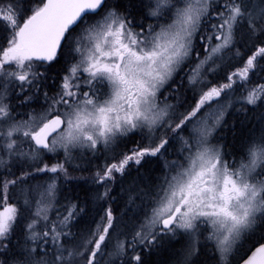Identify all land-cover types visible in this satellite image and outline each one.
<instances>
[{
  "label": "snow or ice",
  "instance_id": "obj_1",
  "mask_svg": "<svg viewBox=\"0 0 264 264\" xmlns=\"http://www.w3.org/2000/svg\"><path fill=\"white\" fill-rule=\"evenodd\" d=\"M0 264H264V0H0Z\"/></svg>",
  "mask_w": 264,
  "mask_h": 264
}]
</instances>
